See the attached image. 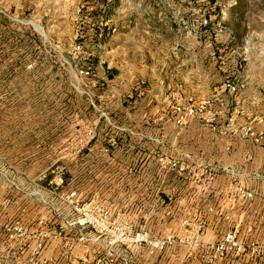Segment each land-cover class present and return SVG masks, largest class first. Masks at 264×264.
Here are the masks:
<instances>
[{
    "label": "rangeland",
    "instance_id": "obj_1",
    "mask_svg": "<svg viewBox=\"0 0 264 264\" xmlns=\"http://www.w3.org/2000/svg\"><path fill=\"white\" fill-rule=\"evenodd\" d=\"M204 17L241 47L264 0H0V264H218L229 232L264 249L205 208L187 155L204 131L172 113L173 90L209 95L205 49H187L210 41Z\"/></svg>",
    "mask_w": 264,
    "mask_h": 264
},
{
    "label": "crops",
    "instance_id": "obj_2",
    "mask_svg": "<svg viewBox=\"0 0 264 264\" xmlns=\"http://www.w3.org/2000/svg\"><path fill=\"white\" fill-rule=\"evenodd\" d=\"M206 31L207 29L204 30V33ZM235 33L232 28H227L220 35L219 40L214 41L210 30L212 39L210 38L208 43L193 41V45L187 48L194 52V55H198L205 49L202 54L208 56L204 66L209 69V75L205 76L209 82L207 87L209 95L227 76H231L236 81L245 82V88L237 95H232L229 92L222 93L223 102L217 105L218 115L212 125H207L199 119L190 121L188 127L192 129V132L195 129L194 132L200 130L204 131V134L201 136L200 133H195L194 138L191 137L192 141L190 142L192 143L187 155L192 162L203 164L211 171L210 182L204 188L205 190L203 189L206 200H208L205 208L207 207L209 211L210 209L221 212L235 211L238 225L241 224L243 228L250 226L249 230H253L252 234L245 235L242 240L264 244V234L257 236L258 231H261L260 227L264 226V25L253 26L248 31L249 35H254L253 39L244 38V45L241 47L235 45L232 41L233 38L231 40V36H234ZM242 48L252 51L251 54H247L250 61H245L244 66L242 61L247 58L242 56ZM208 52L209 55H207ZM192 64L193 62H191ZM179 65H181L180 62L173 65V74L175 73L174 69L177 70ZM181 68L179 67V74ZM176 75L177 73L173 76L174 85L181 77L178 78ZM133 76L134 74H132ZM192 77V83H195L197 78ZM162 82L160 81V83ZM140 88L142 90L139 94L148 92V90L144 91L143 87ZM177 90H173V96L178 101L204 97ZM250 123L253 124L256 133L261 136L258 142L244 134L245 127ZM196 170L197 179L202 171L198 167ZM234 183L240 187H236L238 185ZM245 192H252V198L245 197ZM213 215L216 216L215 220L223 217L222 215L217 217L218 214L212 213ZM212 222L209 223V227ZM217 237L219 240H223L225 233L217 235ZM239 240L241 241V239ZM137 255L141 257L140 264H147L145 261L147 254L144 251L134 257ZM218 264H264V252L261 250L252 252L248 249L238 258L232 252H226L219 258Z\"/></svg>",
    "mask_w": 264,
    "mask_h": 264
},
{
    "label": "built area",
    "instance_id": "obj_3",
    "mask_svg": "<svg viewBox=\"0 0 264 264\" xmlns=\"http://www.w3.org/2000/svg\"><path fill=\"white\" fill-rule=\"evenodd\" d=\"M203 29H209L212 31L214 41H218L220 35H222L225 31V26L221 22V20L217 19L214 22H211V18L204 17L198 23V26L195 28L193 27V32L201 33ZM199 31V32H198ZM90 72L87 71L85 74H89ZM245 88V82L243 81H236L231 76H227L224 78L223 82L215 87L213 92L208 95L204 96L200 99H193L190 98L183 102H177L173 107L172 113L175 115V122L176 124L183 126L188 124L193 119L202 120L207 125H212L216 117L218 115V111L216 110L217 105L223 102L221 97L223 92H229L232 95H237L242 89ZM89 133H94L93 130H89ZM245 136L252 138L256 142L261 139V136L256 133L254 130L253 124L250 123L245 127ZM95 134H92L94 137ZM160 160L163 164H172L173 166L176 165V161L169 160L167 161L165 158L161 157ZM196 167L199 168L202 173L200 176H204L207 179H210L211 171L208 170V167L203 166L200 164L199 166H194L193 168V175L196 176L197 170ZM184 166L179 167V171L184 170ZM245 197H252V192H245ZM135 239H140L145 241L143 235L137 234ZM213 248L216 249L219 254L224 255L228 251H233L236 253L237 256H241L244 252L248 249L252 248L251 251L255 252L257 250V246L254 244H244L239 242L236 239V233L229 232L226 234L223 242L219 243L217 246L213 245ZM264 252V249L262 250Z\"/></svg>",
    "mask_w": 264,
    "mask_h": 264
}]
</instances>
